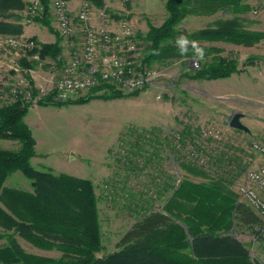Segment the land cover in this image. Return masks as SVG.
Segmentation results:
<instances>
[{
  "label": "rangeland",
  "instance_id": "374dc122",
  "mask_svg": "<svg viewBox=\"0 0 264 264\" xmlns=\"http://www.w3.org/2000/svg\"><path fill=\"white\" fill-rule=\"evenodd\" d=\"M135 1L131 7L136 12L143 10L146 1ZM29 3H24L25 7ZM103 4L114 22L119 17L129 20L125 12L129 10L128 0H103ZM255 7L242 14L241 23L245 28H257L264 34V0ZM9 11L0 12V21L9 23L5 21ZM45 16L48 21L46 25L59 37L47 13L35 18L33 22L45 19ZM137 17L135 23H130L146 56L149 47L147 32L149 28L159 27L163 22L159 19L154 21L153 17ZM176 27L188 31L189 23L180 21ZM77 34L74 43L81 40ZM177 46L180 47L179 43ZM252 46H255L252 51L257 56L247 58L246 63L254 59L252 66L257 77L258 96L264 98V38ZM202 51V59L199 56L151 59L148 66L160 71L162 75L155 85L141 92L124 94L112 85L103 84L99 90L94 88L75 95L68 100L69 104L61 107L31 104L30 107H36L27 113L31 128L27 126L39 153L31 158L32 167L40 171L49 168L53 174L79 176L93 183L100 228L98 256L115 251V245L123 233L151 210L165 208L183 215L187 203L173 197L174 189L180 181L208 184L211 179L220 176L221 169L228 173L232 168V176L227 181L231 182L229 188L238 199V186L246 171L255 167V155L248 143L251 138L247 142L242 131L228 126L227 115L221 116L224 111L215 107L212 101L201 103L203 97L187 88V84L191 83L187 76L195 70L192 61L196 60L200 68L215 59L208 57L210 48ZM194 53L197 54L196 51ZM45 57L52 60L48 55ZM20 59H25L26 64L36 66L43 72H47L51 66L44 61L39 66L26 57H18L16 61ZM51 70L56 74L55 69ZM20 79L27 78L12 69L0 72V106L14 101V98L6 94L12 83L20 90L25 89L17 84ZM47 87L51 89L52 86ZM40 88L46 89L45 86ZM115 92L121 97L110 98V94ZM78 99L90 100L74 104ZM178 141L181 146H177ZM19 146L16 140L0 138V150L16 151ZM190 146H197L201 150L211 161L215 173L212 174L188 156L187 149ZM5 186L31 191L29 179L18 171L6 179ZM10 233L0 226V235L3 236L0 247L6 245L5 235ZM232 235L245 245L253 261L264 264V223L261 219L260 228L243 226ZM15 239L26 254L49 258L61 256V252L55 248L34 245L18 235H15Z\"/></svg>",
  "mask_w": 264,
  "mask_h": 264
},
{
  "label": "trees",
  "instance_id": "16d2710c",
  "mask_svg": "<svg viewBox=\"0 0 264 264\" xmlns=\"http://www.w3.org/2000/svg\"><path fill=\"white\" fill-rule=\"evenodd\" d=\"M49 1L40 0L46 10ZM85 1L96 9H105L103 0ZM24 7L21 0H0L1 13ZM165 9L167 16L163 23L149 28L146 34L149 42L146 56L143 53L146 65L154 58L196 57L195 47L204 50L199 44L204 41L252 46L264 38L262 32L247 30L242 25L239 15L250 10L243 0H166ZM218 11L231 14V18L219 19L193 32L176 27L187 15ZM46 18L36 21L46 25ZM21 32L22 25L0 21V33L20 35ZM182 36L190 43L186 53L178 54L177 43ZM191 42H195V47ZM40 48V58L48 55L55 63L60 61L55 44L40 45ZM237 72L233 59L217 57L187 78L213 80ZM53 95L52 91L37 104L60 107L69 104L68 101L53 102ZM119 97L117 92L110 94V98ZM89 100L78 99L74 104ZM30 106L31 103L19 97L0 106V138L20 144L16 151L0 150V226L11 231L5 235L6 245L0 247V264H257L232 233L243 226L260 228V219L238 201L229 188L231 182L222 177L211 179L208 184L180 181L173 197L187 203L183 215L165 208L151 210L123 233L115 251L98 256L100 228L93 183L65 173L53 174L49 168L40 171L32 167L35 140L23 121ZM17 171L29 179L31 191L5 186L6 179ZM15 235L43 248H55L61 256L26 254Z\"/></svg>",
  "mask_w": 264,
  "mask_h": 264
},
{
  "label": "built area",
  "instance_id": "2783aa9c",
  "mask_svg": "<svg viewBox=\"0 0 264 264\" xmlns=\"http://www.w3.org/2000/svg\"><path fill=\"white\" fill-rule=\"evenodd\" d=\"M93 9L91 4L84 1L80 10L71 14L66 0H50L47 10L40 0L31 1L24 10L27 23L47 13L59 37L67 40L77 37L79 33L81 40L72 46L69 59L64 64L59 78L51 84V89L45 86V90L35 89L37 91L33 93L34 88L28 79H20L17 84L25 89L20 90L10 83L11 87L6 94L14 98V101L20 96L22 101L36 104L52 91L53 101L66 102L79 93L88 92L103 84L112 85L124 94L141 92L155 85L162 74L143 62V47L136 39L130 21L120 18L117 27L113 28L110 15L105 9H99V22L92 24L90 17ZM39 49L31 38L10 33L0 34V54L15 52L40 66L42 59ZM191 65L193 69H199L196 60H193ZM11 69L19 72L17 61H12ZM248 143L255 155L256 165L246 171L242 183L238 186V199L264 223V128L255 133ZM177 144L181 146L179 141ZM187 153L198 164L209 169L212 174L215 173L211 161L197 146H190ZM221 170L220 176L230 179L232 168L228 173L225 169Z\"/></svg>",
  "mask_w": 264,
  "mask_h": 264
},
{
  "label": "crops",
  "instance_id": "0c3cea01",
  "mask_svg": "<svg viewBox=\"0 0 264 264\" xmlns=\"http://www.w3.org/2000/svg\"><path fill=\"white\" fill-rule=\"evenodd\" d=\"M24 3H29L33 0H21ZM143 10L136 12L133 7V0H128V8L126 10V17H129V21L135 23L138 19L137 16L144 17H153V20H161L163 22L167 16V12L165 9L166 0H144ZM262 0H243V2L252 8H256L255 6ZM84 0H68L67 6L68 10L71 14H76L80 8ZM135 2H138L136 0ZM138 3H135V5ZM141 5V4H140ZM107 6V5H105ZM106 8V7H105ZM99 9L94 8L90 17V21L92 24H98L99 22ZM242 15H239L241 17ZM1 17V16H0ZM231 18V14L222 13L221 11L215 12L213 14H190L184 17L181 22H188L189 27H187L188 32H193L196 30H200L206 28L208 26L213 25V23L219 19H229ZM120 19V17H119ZM119 19L112 23L111 26L113 28L117 27V22ZM7 22L20 24L22 25L21 36L26 38H31L38 45L42 44H56L61 50V58L58 63L53 62L48 57L42 59L46 64L50 63V67L47 72L38 70L36 66H32L31 64H26L25 59H20L17 61L18 66L20 67L19 72L23 73L25 77L30 82V85L34 88H40L43 86H49L54 83L60 76L61 70L64 64L67 62L70 56V52L72 50V46L74 45V39H62L58 37L52 28L48 25H43L37 22L27 23L25 20V11L22 10H13L8 12V16L6 18ZM200 23V25L196 24ZM250 31H258L260 29L257 28H246ZM200 45L204 46V48H216L218 51L210 50L208 57L209 58H217L222 57L232 58L235 60L236 65H238L239 72L232 73L230 76L220 79L213 80H190V84H187V88L195 91L203 100L201 103H205L206 101H212L219 110L224 111L221 116L227 115L229 116L233 112L242 113L243 117L240 119L241 123L248 128V132H243L246 135L247 142L248 140L258 131L264 128V98L258 96V84L255 80L256 74L254 73V66H252V61L246 63V59L251 57L255 58L257 53L252 51L255 46H242L236 45L232 43L222 42V41H213V42H201ZM228 51V53H227ZM232 51V52H231ZM231 52V53H229ZM232 55V56H231ZM20 57L18 53L10 52L0 54V72H4L7 70H11L12 61H16L17 58ZM27 60H29L27 58ZM214 60V59H213ZM255 63V62H254ZM245 64V65H244ZM38 66V65H37ZM55 66V67H52ZM51 69H55L56 74L52 72ZM254 76V77H253ZM56 77V78H55ZM256 77V78H255ZM55 78V79H54ZM53 79L55 81H53ZM199 102V101H198ZM36 106L30 107L28 111ZM46 107V106H44ZM27 111V113H28ZM24 123L31 128V124L27 121V114L24 117ZM228 121V120H227ZM35 156H38L37 152V144L35 143ZM73 176V175H72ZM79 177V176H75ZM80 178V177H79ZM82 178V177H81Z\"/></svg>",
  "mask_w": 264,
  "mask_h": 264
},
{
  "label": "water",
  "instance_id": "95a60500",
  "mask_svg": "<svg viewBox=\"0 0 264 264\" xmlns=\"http://www.w3.org/2000/svg\"><path fill=\"white\" fill-rule=\"evenodd\" d=\"M243 117L242 113L240 112H233L227 121V124L230 128L240 130L243 132H248V128L241 123V118ZM185 232L188 233L187 229L185 228ZM189 237V235H188ZM190 238V237H189Z\"/></svg>",
  "mask_w": 264,
  "mask_h": 264
},
{
  "label": "clouds",
  "instance_id": "9594fccd",
  "mask_svg": "<svg viewBox=\"0 0 264 264\" xmlns=\"http://www.w3.org/2000/svg\"><path fill=\"white\" fill-rule=\"evenodd\" d=\"M178 43L180 45V51H181V54H184L186 53L187 51V45L190 43L189 40L187 39V37H180L179 40H178ZM193 44V46L195 47V42H191ZM195 51L197 53V55L202 59L203 58V51L202 49L198 48V47H195Z\"/></svg>",
  "mask_w": 264,
  "mask_h": 264
}]
</instances>
